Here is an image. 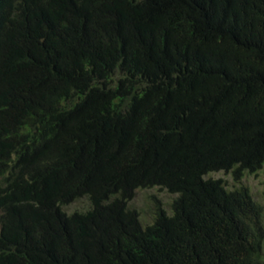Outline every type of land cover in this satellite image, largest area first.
Masks as SVG:
<instances>
[{
    "label": "trees",
    "instance_id": "trees-1",
    "mask_svg": "<svg viewBox=\"0 0 264 264\" xmlns=\"http://www.w3.org/2000/svg\"><path fill=\"white\" fill-rule=\"evenodd\" d=\"M258 172L264 0H0V264H264Z\"/></svg>",
    "mask_w": 264,
    "mask_h": 264
},
{
    "label": "rangeland",
    "instance_id": "rangeland-1",
    "mask_svg": "<svg viewBox=\"0 0 264 264\" xmlns=\"http://www.w3.org/2000/svg\"><path fill=\"white\" fill-rule=\"evenodd\" d=\"M209 177L215 179H221L225 182V184L232 188L234 186V182L231 177L223 172L212 173ZM243 184L249 189L251 195L256 201H261V192L264 188V176L258 172L256 174H245L242 179ZM174 195L167 194L164 191H157L156 188L151 190H138L130 202L131 208L140 212L139 215L141 224L144 226L146 223H150L153 218V211L155 209V205L160 204L165 210L169 211L168 205L171 203ZM85 204L84 200H79L71 204L70 208H82Z\"/></svg>",
    "mask_w": 264,
    "mask_h": 264
}]
</instances>
